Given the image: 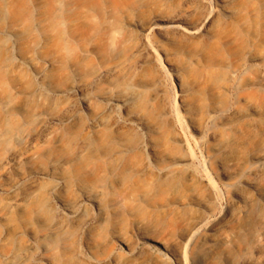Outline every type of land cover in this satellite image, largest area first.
<instances>
[{"label":"rangeland","instance_id":"1","mask_svg":"<svg viewBox=\"0 0 264 264\" xmlns=\"http://www.w3.org/2000/svg\"><path fill=\"white\" fill-rule=\"evenodd\" d=\"M9 259L264 264V0H0Z\"/></svg>","mask_w":264,"mask_h":264},{"label":"bare ground","instance_id":"2","mask_svg":"<svg viewBox=\"0 0 264 264\" xmlns=\"http://www.w3.org/2000/svg\"><path fill=\"white\" fill-rule=\"evenodd\" d=\"M209 18V16H206L203 20V23H205V21ZM182 20L180 19V17H172V18H169L167 19L165 22L167 23V25L169 27H173L175 29H178V30H182L184 33L188 34V35H195L197 33V28H192V29H186V28H183V26L181 25V22ZM153 27V25L151 24L149 29H151ZM143 43L144 45L149 49L151 50V47L149 45V41H148V38L147 36L145 35L143 37ZM50 126H46L44 127V131L43 133L45 134V132L48 130ZM50 129V128H49ZM27 151H16L15 153H13L9 158H10V161H14L15 163H19L21 162V160L24 158L25 154H26ZM60 226V222L59 221H56L53 225H52V229L53 230H58ZM8 264H14V260L13 259H9L8 260Z\"/></svg>","mask_w":264,"mask_h":264}]
</instances>
